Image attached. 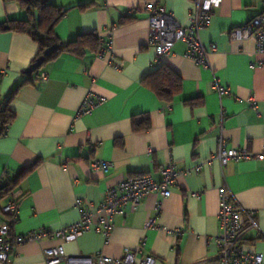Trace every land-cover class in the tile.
I'll use <instances>...</instances> for the list:
<instances>
[{"label":"crops","instance_id":"crops-1","mask_svg":"<svg viewBox=\"0 0 264 264\" xmlns=\"http://www.w3.org/2000/svg\"><path fill=\"white\" fill-rule=\"evenodd\" d=\"M51 1L70 7L56 26L59 38L67 42L96 31L100 50H87L84 56L62 52L24 82L40 45L8 25L10 20L28 19L20 3L0 0V96L18 87L11 101L15 119L0 136V184L5 171L17 174L40 159L14 189L20 195L12 231L50 232L39 240L14 244L8 261L0 264H48L44 249L58 245L72 257L70 264H81L79 254L99 251L120 257L125 247L134 250L137 261L153 255L156 264H208L219 252L222 186L230 191L232 202L255 212L257 226L246 222L243 242L247 251L264 253V160L253 157L221 165L213 158L221 138L229 147L253 153L264 149V53L256 50L254 37L230 36L233 28L264 10V0H223L215 9L211 23L200 32L208 47L217 44L209 54L210 69L186 55L185 41L175 44L162 59L182 78V91L170 102L142 82L156 68L144 8L160 3L187 25L190 0ZM84 3L89 5L80 9ZM109 40L112 50L104 51ZM42 73L48 75L46 81L40 79ZM215 76L230 94L220 97L212 88ZM89 93L104 101L91 114L76 118ZM250 96L258 109L248 103ZM144 116L150 117L151 127L135 131L134 120ZM95 160L112 165L106 171L94 168ZM169 162L190 171L177 176L170 197L151 193L135 208L128 206L125 215L116 216L109 241L97 231L74 241L55 234L79 219L77 198L98 203L108 188L144 173L161 179L160 170ZM198 164H203L200 172L194 170ZM8 197L0 198L2 223L11 221L2 211ZM152 217L157 226L146 228ZM175 228L182 233L172 232Z\"/></svg>","mask_w":264,"mask_h":264},{"label":"built area","instance_id":"built-area-1","mask_svg":"<svg viewBox=\"0 0 264 264\" xmlns=\"http://www.w3.org/2000/svg\"><path fill=\"white\" fill-rule=\"evenodd\" d=\"M192 8L190 9V21L187 25H182L171 13L160 3H149L145 5L144 10L148 13L149 19V39L148 45L153 47L156 52L153 67H157L162 59L170 54L178 41L187 43L186 55L195 60L202 68L210 69L211 64L209 54L217 50V44L208 47L202 40L200 32L210 23L215 9L220 7L223 0H190ZM230 36L233 40H243L254 37L256 50L264 53V10L245 24L235 27L231 30ZM112 40H109L104 49L111 51ZM105 52H103L104 54ZM41 80L46 81L48 75L42 73ZM212 88L217 91L220 97L230 94L231 89L221 84L215 76L212 81ZM104 101L103 97L95 96L89 93L82 101L76 118L91 114L99 104ZM248 103L258 109V104L253 96L248 98ZM257 158L264 160V149L262 152L253 153L246 148L229 147L221 138L219 147L213 158L219 160L221 165H226L231 160H243ZM211 161V159H210ZM94 168L108 170L112 162L107 160H95L92 163ZM203 164L194 167L196 172L202 170ZM190 170H180L176 168L173 162H169L160 170L161 179L154 178L149 173L132 176L119 182L117 185L107 189L105 197L100 202L84 203L81 198H77L76 207L80 212L79 219L56 231V235L64 238L66 241H74L81 235L90 231L101 232L107 241L110 240L112 230L115 226V217L125 215L128 206L135 208L142 199L151 193H159L163 198L172 195V187L176 183V178L181 173H187ZM6 182L5 175L2 176L1 183ZM220 199V210L218 220L220 232L217 236L218 257L208 264H264V253L249 252L245 249L243 242L244 225L248 221L250 226L256 227L254 211H247L239 204L232 202L231 193L225 186L218 188ZM19 190H13L8 197L7 203L2 207V211L9 215L10 222L2 223L0 219V261L7 262L12 253L14 244H23L28 240H39L42 236L50 232L42 229L30 231L21 235L13 233L11 224L18 221V197ZM161 206H158L160 212ZM156 217L150 218L146 223V228L156 227ZM181 228H175L172 232L180 235ZM44 256L48 264H55L65 261L68 264L72 262L63 245L48 247L44 249ZM81 264H156V257L146 256L143 260L137 261L136 253L129 247H125L124 253L120 257H113L96 252L91 255L79 254Z\"/></svg>","mask_w":264,"mask_h":264},{"label":"trees","instance_id":"trees-1","mask_svg":"<svg viewBox=\"0 0 264 264\" xmlns=\"http://www.w3.org/2000/svg\"><path fill=\"white\" fill-rule=\"evenodd\" d=\"M20 6L25 9L29 17L26 20H10L8 25L12 30L30 35L40 45L39 52L32 61L35 63L45 54V50L53 45L56 49L50 57H47L43 66L29 75L24 82L29 81L33 74L39 73L43 67L55 59L62 52H70L78 56H84L87 50H100V36L98 32L93 31L83 33L67 42H64L56 34V26L68 13L70 7L63 8L55 5L51 0H16ZM89 4H80V9H85ZM142 82L145 86L152 89L160 99L170 102L182 91L181 76L166 63L161 62L152 72L148 73ZM15 88L5 97L0 96V136L6 131L8 126L15 119V113L11 109V101L17 91ZM190 103H197L190 100ZM135 131L147 130L151 127L149 116L135 119L133 122ZM41 160L37 159L32 164L23 168L17 174L5 171L6 182L0 184V198L10 194L18 185L19 180L29 171L35 169ZM9 216V215H8ZM10 218V217H9ZM13 225L11 224V227Z\"/></svg>","mask_w":264,"mask_h":264},{"label":"water","instance_id":"water-1","mask_svg":"<svg viewBox=\"0 0 264 264\" xmlns=\"http://www.w3.org/2000/svg\"><path fill=\"white\" fill-rule=\"evenodd\" d=\"M56 49H58V46L57 45H53V46L47 48L45 50V54L43 56H41L35 63L31 64L28 67V69L26 70V73L28 75H30L33 72H35L37 69H40L43 66L46 58L47 57H50Z\"/></svg>","mask_w":264,"mask_h":264}]
</instances>
